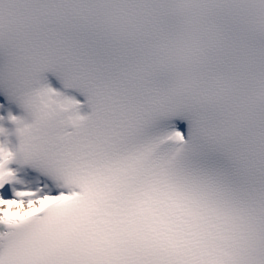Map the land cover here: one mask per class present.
<instances>
[{
  "label": "snow or ice",
  "instance_id": "snow-or-ice-1",
  "mask_svg": "<svg viewBox=\"0 0 264 264\" xmlns=\"http://www.w3.org/2000/svg\"><path fill=\"white\" fill-rule=\"evenodd\" d=\"M0 264H264V0H0Z\"/></svg>",
  "mask_w": 264,
  "mask_h": 264
}]
</instances>
